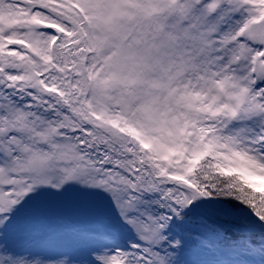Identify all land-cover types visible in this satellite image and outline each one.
I'll list each match as a JSON object with an SVG mask.
<instances>
[{"label": "snow or ice", "instance_id": "snow-or-ice-1", "mask_svg": "<svg viewBox=\"0 0 264 264\" xmlns=\"http://www.w3.org/2000/svg\"><path fill=\"white\" fill-rule=\"evenodd\" d=\"M0 264H264V0H0Z\"/></svg>", "mask_w": 264, "mask_h": 264}]
</instances>
